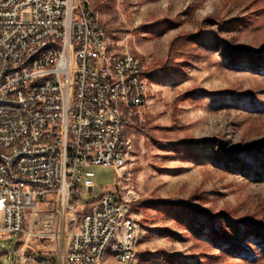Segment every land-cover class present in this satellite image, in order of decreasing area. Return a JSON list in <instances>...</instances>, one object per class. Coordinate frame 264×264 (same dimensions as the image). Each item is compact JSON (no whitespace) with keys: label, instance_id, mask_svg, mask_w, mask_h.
<instances>
[{"label":"rangeland","instance_id":"rangeland-1","mask_svg":"<svg viewBox=\"0 0 264 264\" xmlns=\"http://www.w3.org/2000/svg\"><path fill=\"white\" fill-rule=\"evenodd\" d=\"M88 3L107 30L111 52L135 55L145 72L167 61L178 36L203 38L178 45L173 68L144 75L149 92L137 119L146 132L130 128V121L132 149L123 172L103 165L84 169L95 174L96 187L91 193L84 188L78 204L117 192L134 202H185L205 211L198 218L185 209L132 205L140 235L136 257L126 264H246L223 252L207 223L214 217L224 229L225 216L217 215L225 213L264 224V71L231 66L227 49L260 50L264 0ZM187 139L194 144L187 146ZM231 151L230 158L218 154ZM18 243L19 236L0 238V264H18ZM114 252L110 245L103 264H120Z\"/></svg>","mask_w":264,"mask_h":264},{"label":"built area","instance_id":"built-area-1","mask_svg":"<svg viewBox=\"0 0 264 264\" xmlns=\"http://www.w3.org/2000/svg\"><path fill=\"white\" fill-rule=\"evenodd\" d=\"M104 33L82 0H0V238L19 236L18 264H103L124 200L106 192L79 205L96 187L84 169L125 170L117 112L130 102L132 120L139 115L146 71L118 53L116 83H106ZM31 56L39 63L26 68ZM126 236L113 253L121 264L137 253Z\"/></svg>","mask_w":264,"mask_h":264},{"label":"trees","instance_id":"trees-1","mask_svg":"<svg viewBox=\"0 0 264 264\" xmlns=\"http://www.w3.org/2000/svg\"><path fill=\"white\" fill-rule=\"evenodd\" d=\"M203 36L199 33H188L178 36L170 48V55L167 61L158 69L152 72H145L144 75L153 77L165 73L169 69L173 68L175 55L178 53V45L190 43L193 40H201ZM229 63L231 66H238L240 64H246L253 71H264V44L258 51H251L247 47H228ZM262 111L263 107L259 106ZM132 121V120H131ZM130 123V122H129ZM130 128L136 129L138 132L145 133L143 124L140 123L137 117L133 118L130 123ZM187 146H192L194 143L187 139L183 141ZM177 142H170L168 144H176ZM233 152H220L219 156H225L230 158ZM238 153V152H237ZM259 153L264 155V145L259 149ZM148 204H155L158 207H169L171 210L180 211L182 209L187 210V214L195 215L198 218L204 216V212L196 205H190L185 202H178L177 204L172 201L166 200H146L136 201L133 206L143 207ZM132 206V208H133ZM180 209V210H179ZM223 217L225 221V228L222 229L215 224V219L212 217L207 225L213 224V235L218 240L219 245L222 246L223 252L230 254L231 256L242 260L246 264H258L264 261V224L251 218H230L225 213L218 214L217 217ZM251 237H255V241H250ZM251 244L249 247L248 244Z\"/></svg>","mask_w":264,"mask_h":264},{"label":"bare ground","instance_id":"bare-ground-1","mask_svg":"<svg viewBox=\"0 0 264 264\" xmlns=\"http://www.w3.org/2000/svg\"><path fill=\"white\" fill-rule=\"evenodd\" d=\"M83 4H89L88 0H82ZM90 14L95 15L90 8ZM139 59V58H138ZM139 62H143L139 59ZM39 63V56H31L26 59V68H33L35 64ZM102 63H104V74L106 83H116L117 68H116V55L111 52L108 33L103 34L102 39ZM147 80L145 76L141 77V104L145 105L148 98ZM134 118V117H133ZM132 120V113L130 109V102H123V106H119L117 112V122L119 123L120 130H118V137H120V148L122 150L120 155V166L125 168L128 163V155L132 149V142L128 135L129 122ZM0 150H4V143L0 142ZM0 166H6V158L0 156ZM122 203L120 214H116L114 227H112L111 236L106 238V242L102 245V261L106 259V253L110 245H113L116 251L117 240L125 237V231L131 233V236H126V245H131V250H136L139 243L140 224L136 220L132 211L133 199L124 195L119 196ZM84 252H91V244H84ZM136 257V253L131 255V261ZM121 264V263H120Z\"/></svg>","mask_w":264,"mask_h":264},{"label":"water","instance_id":"water-1","mask_svg":"<svg viewBox=\"0 0 264 264\" xmlns=\"http://www.w3.org/2000/svg\"><path fill=\"white\" fill-rule=\"evenodd\" d=\"M90 192H93V189L92 188H90Z\"/></svg>","mask_w":264,"mask_h":264}]
</instances>
